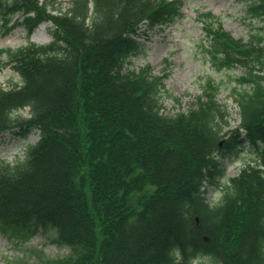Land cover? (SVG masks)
Returning <instances> with one entry per match:
<instances>
[{
    "label": "trees",
    "instance_id": "trees-1",
    "mask_svg": "<svg viewBox=\"0 0 264 264\" xmlns=\"http://www.w3.org/2000/svg\"><path fill=\"white\" fill-rule=\"evenodd\" d=\"M246 1L264 17V0ZM183 5L71 0L54 11L45 0H0L5 26L30 34L52 23L51 43L0 49V70L21 77L0 87V134L40 130L23 159L0 160V228L52 229L68 253L47 264H264V163L246 164L215 206L204 190L220 158L245 140L264 143V32L245 42L212 12L196 19L213 68H243L236 128L214 79L167 114L153 68L126 69L142 27L172 23Z\"/></svg>",
    "mask_w": 264,
    "mask_h": 264
},
{
    "label": "rangeland",
    "instance_id": "rangeland-1",
    "mask_svg": "<svg viewBox=\"0 0 264 264\" xmlns=\"http://www.w3.org/2000/svg\"><path fill=\"white\" fill-rule=\"evenodd\" d=\"M49 10H65L71 0H45ZM246 0H184L182 15L172 23L138 32L139 48L129 58L128 71L138 73L151 66L153 74L163 79L160 93L162 111L173 114L188 107L194 96L201 93L205 80L212 78L220 85L218 99L227 105L230 113V128H236L240 121L239 108L232 97L236 77L242 67L217 71L208 61L205 53L206 39L197 17L203 12H213L221 17L225 29L235 38L249 41L252 36L264 32V17L254 18L247 11ZM0 16V48L17 49L29 42L48 44L52 41L51 24L41 25L32 35L17 27L9 30ZM21 82V77L11 66L0 71V86L10 87ZM178 99V100H176ZM29 117L27 110L20 111ZM19 129L0 135V160L14 163L22 159L28 146L39 139L38 133L19 134ZM264 143L260 148L249 141L228 152L221 159L219 172L205 183L206 197L211 205L218 203L224 188L248 163H264ZM26 237H24V236ZM52 229L40 230L34 234L17 229L0 228V264H47L48 260L65 256L68 249L55 242Z\"/></svg>",
    "mask_w": 264,
    "mask_h": 264
},
{
    "label": "water",
    "instance_id": "water-1",
    "mask_svg": "<svg viewBox=\"0 0 264 264\" xmlns=\"http://www.w3.org/2000/svg\"><path fill=\"white\" fill-rule=\"evenodd\" d=\"M221 145V144H220ZM207 239V238H206Z\"/></svg>",
    "mask_w": 264,
    "mask_h": 264
}]
</instances>
